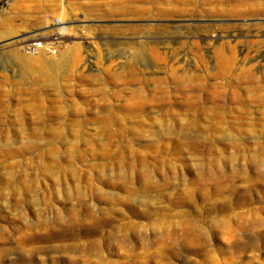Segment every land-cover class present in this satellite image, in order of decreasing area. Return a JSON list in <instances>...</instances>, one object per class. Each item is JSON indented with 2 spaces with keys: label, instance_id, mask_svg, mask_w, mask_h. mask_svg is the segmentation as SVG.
Here are the masks:
<instances>
[{
  "label": "rangeland",
  "instance_id": "1",
  "mask_svg": "<svg viewBox=\"0 0 264 264\" xmlns=\"http://www.w3.org/2000/svg\"><path fill=\"white\" fill-rule=\"evenodd\" d=\"M0 264H264V0H0Z\"/></svg>",
  "mask_w": 264,
  "mask_h": 264
},
{
  "label": "bare ground",
  "instance_id": "2",
  "mask_svg": "<svg viewBox=\"0 0 264 264\" xmlns=\"http://www.w3.org/2000/svg\"><path fill=\"white\" fill-rule=\"evenodd\" d=\"M62 23V22H61ZM65 29L64 26H61L60 31H63ZM41 46V45H38ZM38 51V50H37ZM161 53V52H160ZM142 54V52L138 53V57H140V55ZM16 57L22 62V63H27L25 58L19 56L18 54H15ZM156 55V54H155ZM154 55V56H155ZM157 56V55H156ZM160 58V56H159ZM224 59V58H223ZM231 60V59H230ZM36 61L39 62V66L44 67L45 70H49L52 71V73H54L56 79L59 77V72L61 70H65V67L69 64L68 63V59L66 57H63V60H55L51 57H43V58H38ZM132 61V60H131ZM158 61V60H157ZM70 62V61H69ZM127 65L130 66V64H133V62H126ZM132 66V65H131Z\"/></svg>",
  "mask_w": 264,
  "mask_h": 264
}]
</instances>
